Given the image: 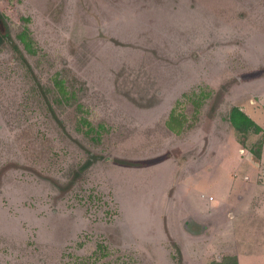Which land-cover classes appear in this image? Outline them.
I'll use <instances>...</instances> for the list:
<instances>
[{
    "label": "rangeland",
    "instance_id": "obj_1",
    "mask_svg": "<svg viewBox=\"0 0 264 264\" xmlns=\"http://www.w3.org/2000/svg\"><path fill=\"white\" fill-rule=\"evenodd\" d=\"M0 12L31 66L0 44V264H264V166L229 148L262 152L230 114L264 113V0Z\"/></svg>",
    "mask_w": 264,
    "mask_h": 264
},
{
    "label": "trees",
    "instance_id": "obj_2",
    "mask_svg": "<svg viewBox=\"0 0 264 264\" xmlns=\"http://www.w3.org/2000/svg\"><path fill=\"white\" fill-rule=\"evenodd\" d=\"M26 35L27 34L25 31H21L19 34V37L22 39V41H24L26 43V46L28 47L29 41H28ZM5 40H8L11 43V45L14 47V49L20 55V57L30 66V63L26 60L21 47L12 37L10 27H9L8 23L6 22V20L4 19V15L0 12V44ZM58 84H59V82H58ZM59 85H60V90L64 91L65 89H64L63 85L61 83ZM42 90L47 95V91L45 90V88ZM55 117H56V119H58L59 122H61V119L59 118V116L57 114H55ZM230 119H231L233 125L237 129H239L240 131L248 132L249 130H253V131L258 132L261 130V126L251 116H249L239 105H234L232 107ZM257 153H259V152H257ZM98 156L99 155H97V154H95V155L92 154L91 157H89L81 165V167L76 172V174L67 183L66 188L71 186L74 183V181L76 180V178L78 177V175L80 174L79 172L88 168L98 158ZM115 160L120 162V163H124V164L125 163L126 164L131 163L130 160L119 158V157L115 158ZM235 264H238V262H236Z\"/></svg>",
    "mask_w": 264,
    "mask_h": 264
},
{
    "label": "crops",
    "instance_id": "obj_3",
    "mask_svg": "<svg viewBox=\"0 0 264 264\" xmlns=\"http://www.w3.org/2000/svg\"><path fill=\"white\" fill-rule=\"evenodd\" d=\"M243 105V109L245 110V112L251 116L260 126H261V130L264 128V113L263 110L258 107L257 105L253 104L251 101L246 102ZM230 148V152H234V155L238 156V167L237 169L240 167V169H247V170H251L253 169L255 172L259 171L261 168H263L264 166V143H263V147H262V152L259 150V153H253L251 150L247 149L246 151H239V147H237V145H235V142L232 144L231 143V147ZM228 152V153H230ZM245 156H244V155ZM234 159V158H233ZM232 160H231V156H229L228 161L225 162L226 164V169H228V166L230 169H234L235 167L232 166ZM264 169V168H263ZM233 173V172H232ZM231 173V174H232ZM252 178L255 181V184L257 186V190H261L260 186L262 185L261 183H263L260 179H264V174H259V173H253L252 174ZM264 184V183H263ZM264 186V185H263ZM231 190V189H230ZM262 191V190H261ZM215 192V191H213ZM217 194H222L221 192H216ZM254 197V196H253ZM261 200L264 199L263 196H261ZM214 199V196H213ZM259 199V198H258ZM220 200V198H219Z\"/></svg>",
    "mask_w": 264,
    "mask_h": 264
}]
</instances>
